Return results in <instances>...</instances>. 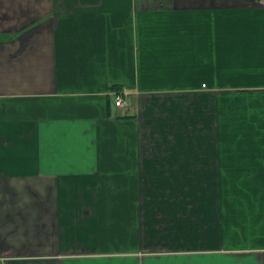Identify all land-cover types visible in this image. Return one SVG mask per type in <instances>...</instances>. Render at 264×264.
Here are the masks:
<instances>
[{"label": "crops", "instance_id": "0c3cea01", "mask_svg": "<svg viewBox=\"0 0 264 264\" xmlns=\"http://www.w3.org/2000/svg\"><path fill=\"white\" fill-rule=\"evenodd\" d=\"M141 98L191 112L195 139L178 151L165 130V163L147 156L162 149ZM190 143L212 203L196 249L172 251L152 197L97 185L183 165ZM0 264H264L262 0H0Z\"/></svg>", "mask_w": 264, "mask_h": 264}, {"label": "rangeland", "instance_id": "374dc122", "mask_svg": "<svg viewBox=\"0 0 264 264\" xmlns=\"http://www.w3.org/2000/svg\"><path fill=\"white\" fill-rule=\"evenodd\" d=\"M61 29L68 30L64 26ZM161 100L162 98L154 106L148 99L141 98L139 102L134 101L132 107H135L133 112L137 114L138 119L145 121L146 124H142L141 129L147 134L149 132L151 133L152 141L150 143L153 142L155 148L161 147L162 149V151H154L151 149L147 156H149V159H161L165 163L166 155L169 153H166L165 146L172 141V139L169 140V135L164 133L165 130L171 134V138H173L176 146L175 148L178 151L181 148L179 145L181 140V142L186 143L190 138L195 139L197 133H189L181 126L182 120L186 121L188 115L191 113L189 108L185 109L184 115L181 113L180 116H172L161 106ZM185 106L188 105L185 104ZM181 111L183 110L181 109ZM192 113L195 116V110H192ZM179 117H183V119H179ZM195 119L191 120V122H195ZM148 123H150L151 127L160 128L162 131H151ZM177 140L178 142H176ZM196 145L195 143H190L189 147L193 146L194 149L186 154L183 153L181 161L183 165L141 167L139 173L141 183H127L120 184V186L110 183L97 185L102 190L129 191L128 196L130 194L132 198L134 191H141L142 201L144 202L152 197L150 199V203H153L150 209L151 216H154L155 213L161 218L157 224L158 233H155L156 239H161L162 248H165L167 245V249H172V251L196 249L197 207L200 202H205L206 205H211L212 203L211 198H202L200 192L206 188L210 189L207 191H212L214 183H199L197 178L198 174L201 175L206 170L212 176L213 167H198ZM191 154L193 156L187 158ZM174 159L175 157H172L171 163L176 162ZM185 162L186 164H184ZM146 169L153 172L151 174L149 173V180H146L143 175V172L147 171ZM194 171H199V173H194ZM155 205L156 208H154ZM142 215L149 218V214L142 213ZM145 230L147 232H155L153 229L148 228V226H145ZM224 231L226 232L225 229Z\"/></svg>", "mask_w": 264, "mask_h": 264}, {"label": "built area", "instance_id": "2783aa9c", "mask_svg": "<svg viewBox=\"0 0 264 264\" xmlns=\"http://www.w3.org/2000/svg\"><path fill=\"white\" fill-rule=\"evenodd\" d=\"M262 3L264 4V0H262ZM113 95H114V105H115L116 111L118 112L119 115H121V112L128 105L127 97L125 94H113Z\"/></svg>", "mask_w": 264, "mask_h": 264}, {"label": "trees", "instance_id": "16d2710c", "mask_svg": "<svg viewBox=\"0 0 264 264\" xmlns=\"http://www.w3.org/2000/svg\"><path fill=\"white\" fill-rule=\"evenodd\" d=\"M110 89V91H111V94H112V100H110V98H108V100H107V110L108 111H110V109H111V107H112V103L114 104V95L113 94H124V92L123 93H121V88L120 87H116V86H112V87H110L109 88ZM115 106V105H114ZM117 112V111H116ZM110 113V112H109ZM118 113V112H117Z\"/></svg>", "mask_w": 264, "mask_h": 264}]
</instances>
